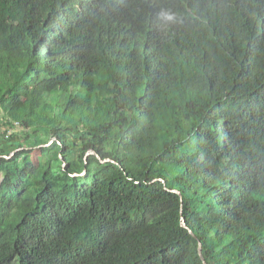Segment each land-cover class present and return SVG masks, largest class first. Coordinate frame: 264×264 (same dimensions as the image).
Segmentation results:
<instances>
[{
    "label": "trees",
    "instance_id": "16d2710c",
    "mask_svg": "<svg viewBox=\"0 0 264 264\" xmlns=\"http://www.w3.org/2000/svg\"><path fill=\"white\" fill-rule=\"evenodd\" d=\"M198 244L264 264V0H0V264Z\"/></svg>",
    "mask_w": 264,
    "mask_h": 264
},
{
    "label": "rangeland",
    "instance_id": "374dc122",
    "mask_svg": "<svg viewBox=\"0 0 264 264\" xmlns=\"http://www.w3.org/2000/svg\"><path fill=\"white\" fill-rule=\"evenodd\" d=\"M62 97H63V95L61 92L60 93H53V94H46L47 100H50V101H54V100L60 101V100H62ZM19 128H20V125L16 124L15 129H19ZM54 138L55 137H52V140H54ZM40 151L41 150H39V148L30 149V150L25 152L23 158L21 159V163L24 164L32 172V178H31L32 182H37V180H38V179H36L37 171L43 165V160L40 159V157H39ZM61 158H62V156H61ZM45 177H47V176H45Z\"/></svg>",
    "mask_w": 264,
    "mask_h": 264
},
{
    "label": "water",
    "instance_id": "95a60500",
    "mask_svg": "<svg viewBox=\"0 0 264 264\" xmlns=\"http://www.w3.org/2000/svg\"><path fill=\"white\" fill-rule=\"evenodd\" d=\"M51 141H52V138L49 140L48 143H50ZM42 145L44 146V145H47V144H42ZM12 153H13V151H12L10 154H12ZM89 154H94V151H93V150H88V151L84 154V159H85V157H86L87 155H89ZM97 157H98V155H97ZM60 158H61V156H60ZM98 158H99V157H98ZM106 160H108V159H104V160H100V161H106ZM171 191H175V192H177V191L174 190V189H172ZM180 223H181V225H182L183 227L188 228L187 225H186V223H185V221H184V218H183V217H181V222H180ZM189 231H190V230H189ZM198 254H199V256L201 257L203 264H207L206 261L203 259L202 255H201L200 244H198Z\"/></svg>",
    "mask_w": 264,
    "mask_h": 264
},
{
    "label": "clouds",
    "instance_id": "9594fccd",
    "mask_svg": "<svg viewBox=\"0 0 264 264\" xmlns=\"http://www.w3.org/2000/svg\"><path fill=\"white\" fill-rule=\"evenodd\" d=\"M168 19H171V17L169 16Z\"/></svg>",
    "mask_w": 264,
    "mask_h": 264
}]
</instances>
